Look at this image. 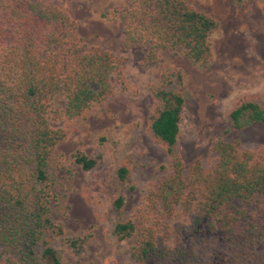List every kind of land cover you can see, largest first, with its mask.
Listing matches in <instances>:
<instances>
[{
  "label": "trees",
  "instance_id": "16d2710c",
  "mask_svg": "<svg viewBox=\"0 0 264 264\" xmlns=\"http://www.w3.org/2000/svg\"><path fill=\"white\" fill-rule=\"evenodd\" d=\"M103 17L123 21L121 48L137 50L144 68L163 51L181 50L200 64L213 59L209 38L218 23L184 0H126ZM76 31L70 15L45 0H0V264H62L56 239L76 254L84 249L85 238L66 235L52 219L48 169L72 123L125 87L126 59L84 43ZM174 85L162 70L148 116L152 137L169 154L185 105ZM56 98H64L63 111H54ZM51 113L68 128L54 129ZM227 118L234 130L264 125V101L240 99ZM209 155L208 168L197 160L188 172L173 155L169 172L147 191L142 222L113 224L118 241L137 237L133 264H264V149L217 137ZM74 161L89 171L99 159L77 152ZM128 173L120 165L115 174L126 182ZM123 206L118 195L113 207Z\"/></svg>",
  "mask_w": 264,
  "mask_h": 264
},
{
  "label": "rangeland",
  "instance_id": "374dc122",
  "mask_svg": "<svg viewBox=\"0 0 264 264\" xmlns=\"http://www.w3.org/2000/svg\"><path fill=\"white\" fill-rule=\"evenodd\" d=\"M45 1L70 15L84 43L126 59L125 87L77 118L53 152L48 169L52 219L66 235L86 239L77 254L61 239L54 240L53 246L62 264H133L130 249L137 237L118 241L113 224L128 219L142 222L147 191L169 172L173 155L182 159L188 172L197 160L204 168L210 166L209 145L217 137L239 142L242 149H264V125L234 130L227 118L240 99L264 101V0H184L218 23L209 38L212 61L200 64L181 50L163 51L160 61L147 68L137 50L121 48L123 21L103 17L126 0ZM162 70L173 74L174 87L185 99L173 155L149 131L150 90L159 85ZM178 73L181 83L176 80ZM64 105V98L53 101L55 112L63 111ZM49 122L54 129L69 125L55 113ZM77 152L99 159L96 167L81 170L74 161ZM120 165L128 169L126 182L116 178ZM118 195L124 198L119 211L113 207ZM248 214L242 226L250 219Z\"/></svg>",
  "mask_w": 264,
  "mask_h": 264
}]
</instances>
